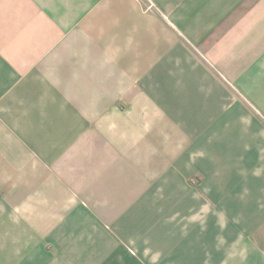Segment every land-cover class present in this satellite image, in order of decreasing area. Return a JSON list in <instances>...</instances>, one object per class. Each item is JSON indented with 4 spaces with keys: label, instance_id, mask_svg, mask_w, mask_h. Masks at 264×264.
Listing matches in <instances>:
<instances>
[{
    "label": "crops",
    "instance_id": "obj_1",
    "mask_svg": "<svg viewBox=\"0 0 264 264\" xmlns=\"http://www.w3.org/2000/svg\"><path fill=\"white\" fill-rule=\"evenodd\" d=\"M191 160L264 209V0H0V264H264L165 205Z\"/></svg>",
    "mask_w": 264,
    "mask_h": 264
},
{
    "label": "rangeland",
    "instance_id": "obj_2",
    "mask_svg": "<svg viewBox=\"0 0 264 264\" xmlns=\"http://www.w3.org/2000/svg\"><path fill=\"white\" fill-rule=\"evenodd\" d=\"M179 164L181 167L180 176L173 178L177 180L179 191L172 193L170 190L165 191L164 189L162 199L165 205L172 200L178 201L179 208L176 211L179 212L180 218L200 217L202 220L210 217L232 222H240V220L250 222L251 220L255 223L257 219L264 217V209L248 208L245 206L246 203L242 202L243 200L248 204L256 202L255 193L236 192L234 177L217 175L220 168H226L225 170L228 172L232 169L233 174L237 162L191 160L179 162ZM165 179L167 178L164 177ZM220 180H222L221 183ZM221 185L228 187V192H220L219 186ZM243 205L245 208H242ZM165 212L167 216L171 210L165 209L163 213L165 214Z\"/></svg>",
    "mask_w": 264,
    "mask_h": 264
}]
</instances>
